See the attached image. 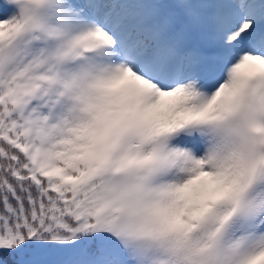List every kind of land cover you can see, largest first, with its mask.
Segmentation results:
<instances>
[{
  "label": "snow or ice",
  "instance_id": "1",
  "mask_svg": "<svg viewBox=\"0 0 264 264\" xmlns=\"http://www.w3.org/2000/svg\"><path fill=\"white\" fill-rule=\"evenodd\" d=\"M0 264H264V0H0Z\"/></svg>",
  "mask_w": 264,
  "mask_h": 264
}]
</instances>
